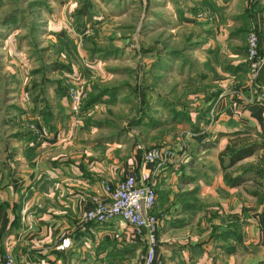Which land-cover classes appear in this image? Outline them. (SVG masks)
Listing matches in <instances>:
<instances>
[{
	"label": "crops",
	"instance_id": "1",
	"mask_svg": "<svg viewBox=\"0 0 264 264\" xmlns=\"http://www.w3.org/2000/svg\"><path fill=\"white\" fill-rule=\"evenodd\" d=\"M164 1V7L172 8L170 15L192 29L188 51L197 56L187 59L185 76L175 75L189 86H206L211 80L219 92L211 107L203 99L207 92L194 94L193 102L212 108L210 128L190 134L189 158L177 172L161 170L159 189L165 190L158 197L165 216L157 220L150 264H264V197L258 177L232 174L238 178L231 183L221 172L224 163L229 167L260 147L231 163L228 155L226 162L216 159L225 145L239 148L249 144V136L264 132V101L245 102L228 87L233 79L239 86L244 83L246 30L256 32L258 48L264 50V0ZM201 3L215 11L212 21L193 19L182 9ZM166 21L160 15L155 29L173 31L175 21ZM53 97L50 124L36 114V98L27 96L20 105L17 94L0 98V259L9 251L19 264H141L136 258L144 239L130 224L118 218L85 221L82 214L90 195L103 194L101 179L115 183L145 168L142 143L89 138L74 126L67 97L58 96V102ZM199 111L188 110V115L201 117ZM30 118L42 123L38 140L24 127ZM245 181L256 187L249 190ZM176 186L183 188L176 192ZM63 237L69 242L60 248Z\"/></svg>",
	"mask_w": 264,
	"mask_h": 264
},
{
	"label": "rangeland",
	"instance_id": "2",
	"mask_svg": "<svg viewBox=\"0 0 264 264\" xmlns=\"http://www.w3.org/2000/svg\"><path fill=\"white\" fill-rule=\"evenodd\" d=\"M164 2L0 0V98L17 94L19 105L27 96L36 98L40 102L36 114H43L47 120L44 123L50 124V94L58 102V96L67 97L70 81L84 82L87 96L76 112L68 105V112L77 122L74 126L79 125L89 138L139 142L143 144H137L141 151L152 147L177 148L184 141V155L176 151V163L166 164L152 176L158 200L152 210L158 222L165 216L160 212L162 204L158 197L163 198L160 194L165 190L159 189L161 170L171 168L173 173L177 172L189 158L190 134L206 132L213 119L212 108H208V115V109L202 106L204 102L199 106L193 102L194 94L207 92L203 99L211 107L219 92L211 80L206 86L195 83L189 86L185 83L187 79L175 75L179 71L185 76L187 59L197 56L188 51L192 46L189 35L192 29L184 20L178 22L177 15H170L172 8L164 7ZM197 6L182 9L188 10L185 15L193 19H214L213 8L202 3ZM160 15L170 24L172 19L175 21L173 31L155 29L154 20ZM154 63L159 67L155 68ZM246 80L247 74L242 86L233 79L228 87L237 95ZM193 109L200 110L201 117L195 114L197 118H191L188 110ZM41 124L33 118L24 121V127L35 140L43 136ZM247 141L259 142L260 148L229 167L224 163L221 172L225 180L238 173L257 175L258 191L264 197V132L249 136ZM219 156L218 152L219 163L226 162V155H221L222 160ZM146 164L145 168L151 166ZM252 185L248 181L243 183L249 190L256 187ZM181 188L176 186V192ZM141 251L136 261H141Z\"/></svg>",
	"mask_w": 264,
	"mask_h": 264
},
{
	"label": "built area",
	"instance_id": "3",
	"mask_svg": "<svg viewBox=\"0 0 264 264\" xmlns=\"http://www.w3.org/2000/svg\"><path fill=\"white\" fill-rule=\"evenodd\" d=\"M245 63L247 67V80L243 86L245 90H242L243 87L237 90V95L245 102L264 101V50H259L257 34L252 30L246 35ZM258 76L261 79H258ZM87 93L84 82L70 81L66 87L70 110L76 112ZM184 144L181 140L177 148L143 149V161L151 166L141 169L137 175L128 172L115 183L101 179L103 194L90 195L89 205L82 214L85 221L105 222L118 218L130 224L133 232L144 239V250L140 256L141 264L151 263L156 244L157 216L152 210L155 203L152 176L166 164L176 163V151L184 155ZM68 242V238L63 237L58 247L67 246ZM0 264H19V262L11 252L6 251L0 259Z\"/></svg>",
	"mask_w": 264,
	"mask_h": 264
},
{
	"label": "trees",
	"instance_id": "4",
	"mask_svg": "<svg viewBox=\"0 0 264 264\" xmlns=\"http://www.w3.org/2000/svg\"><path fill=\"white\" fill-rule=\"evenodd\" d=\"M207 106L206 109L207 110ZM258 143L255 144H242L239 148H234L233 145L231 144H227L225 145V147L219 152L220 153V160H222V156L221 155H228V163H231L232 161L243 157L245 155L251 154V152L253 151V149H255V147H257ZM226 176V175H225ZM238 177H234V178H228L227 181L234 183L237 181Z\"/></svg>",
	"mask_w": 264,
	"mask_h": 264
}]
</instances>
